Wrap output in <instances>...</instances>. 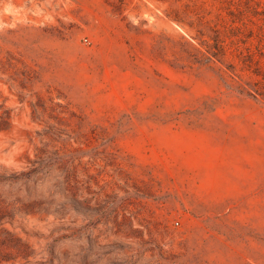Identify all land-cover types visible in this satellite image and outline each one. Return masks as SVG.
Here are the masks:
<instances>
[{
	"label": "rangeland",
	"instance_id": "1",
	"mask_svg": "<svg viewBox=\"0 0 264 264\" xmlns=\"http://www.w3.org/2000/svg\"><path fill=\"white\" fill-rule=\"evenodd\" d=\"M0 264H264V0H0Z\"/></svg>",
	"mask_w": 264,
	"mask_h": 264
}]
</instances>
